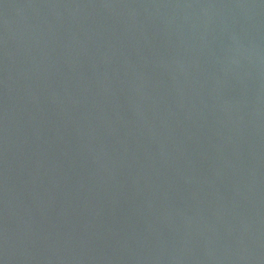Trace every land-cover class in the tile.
Here are the masks:
<instances>
[{"label": "water", "instance_id": "obj_1", "mask_svg": "<svg viewBox=\"0 0 264 264\" xmlns=\"http://www.w3.org/2000/svg\"><path fill=\"white\" fill-rule=\"evenodd\" d=\"M0 264H264V0H0Z\"/></svg>", "mask_w": 264, "mask_h": 264}]
</instances>
